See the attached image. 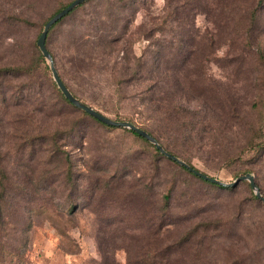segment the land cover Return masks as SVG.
Returning <instances> with one entry per match:
<instances>
[{
    "label": "rangeland",
    "instance_id": "1",
    "mask_svg": "<svg viewBox=\"0 0 264 264\" xmlns=\"http://www.w3.org/2000/svg\"><path fill=\"white\" fill-rule=\"evenodd\" d=\"M71 1L0 0V68L32 62L45 23ZM176 5L175 0H90L55 27L48 45L82 102L109 118H132L145 127L136 99L150 82L147 73H138V59L145 56L151 69L152 52L172 51L171 67H179L173 53L195 51L196 67H188L190 77L177 100L203 105L210 122L205 140L183 144L181 156L225 183L248 172L264 192V13L252 46L243 47L206 14L191 23L189 7L179 8L176 18L170 12ZM114 36H123L125 44L107 40ZM208 45L214 49L209 60ZM44 69L35 78L8 71L0 79V193H6L0 264H129L123 248L104 261L98 231H118L130 219L136 229L128 235L144 248L148 237L136 223L138 212L143 205L160 208L169 191L172 225L157 242L171 245L168 264H264V251L254 250L255 236H249L255 234L252 223L263 228L264 208L246 184L234 191L207 185L125 130L82 116L61 101L52 72ZM204 80L209 94L203 98ZM211 91L223 97V110H212ZM54 134L57 144L51 149L45 141ZM33 136H39L34 148ZM254 137L262 148L245 150ZM61 152L74 163L72 183L64 178ZM99 178L113 180L115 187L106 182L93 187ZM141 189L147 203L139 197Z\"/></svg>",
    "mask_w": 264,
    "mask_h": 264
},
{
    "label": "trees",
    "instance_id": "2",
    "mask_svg": "<svg viewBox=\"0 0 264 264\" xmlns=\"http://www.w3.org/2000/svg\"><path fill=\"white\" fill-rule=\"evenodd\" d=\"M74 0L68 2L66 5L60 7L50 18L49 20L70 5ZM90 1V0H89ZM87 1V2H89ZM86 2V3H87ZM169 2V1H168ZM176 7L170 11L175 14L176 18L179 17L180 13H177V9L182 8L187 10L189 7V15L191 16V23L192 18H196L200 13L206 14L207 17L213 20V23L217 25V30L222 32H226L230 38H235L236 41H239L243 47H251L252 46V38L253 34L256 30L259 29L258 24L261 21L260 16L264 13V0H175ZM86 3L80 5L77 9L81 8ZM184 3V4H183ZM77 9L71 12L69 15L64 17L58 23H56L48 33L46 45L48 51L51 53L56 69L63 80L66 87L69 91L79 100L81 101L77 95L71 90L65 79L63 78L59 67L57 66L55 55L53 51L48 45V40L50 37L51 32L60 25L67 17L73 14ZM19 18L18 16H15ZM21 19V18H19ZM48 20V21H49ZM47 21V22H48ZM46 22V23H47ZM176 22V20H174ZM45 23V25H46ZM222 24V25H221ZM45 27V26H44ZM193 28V27H192ZM116 30V29H114ZM42 33V32H41ZM40 33V35H41ZM40 37V36H39ZM196 38V37H195ZM39 39V38H38ZM113 44H125V39L123 36H114L107 38ZM38 42V41H37ZM195 46V45H192ZM260 46V44H258ZM174 47V46H173ZM208 53L206 58L209 60V56L214 53V49L210 45H208ZM36 49V57L32 62L14 67L12 69H1L0 68V79L3 78L8 71L14 72L18 74L19 77L24 78H35L42 73V65H44V72L49 74L52 72L51 68L47 65L46 59L42 52L40 51L38 45H35ZM167 50L168 47H166ZM152 59L154 60L153 65L154 67L149 69L147 67V61L145 56H142L139 60V68L141 69L138 73L148 74V81L150 82L145 89H143L139 95H137L136 99V107L138 108V112L142 117L141 119L145 121L144 125L148 124L146 127L138 125L134 119L128 118V120H122L120 118L113 119L119 122H130L132 124L137 125L141 129L148 132L151 136H153L160 145L170 154L180 158L181 160L185 161L190 166L194 167L188 158L181 156L183 155L182 149L180 146L183 144H188L191 142H202L207 137V130L208 124L210 122L209 115H206V109H204L203 105L201 107H190L189 105H183L181 101L177 100V95L180 92L184 91V88L187 84L188 78L190 77V71L188 67H196V60H195V51H186L182 52L181 50L178 51V54H174L179 63V67H171V63L173 61L172 51L169 52H161L160 50L152 52ZM168 56V57H167ZM175 58V59H176ZM89 59V58H88ZM137 60V58H136ZM163 61V67L161 66ZM204 60V62L208 63L210 61ZM142 61V63H141ZM149 63V62H148ZM177 72V73H176ZM53 76V75H52ZM182 76L184 79H182ZM205 79V78H203ZM205 85H202V90H205L201 93V96L204 98L207 94H209V87L207 86V80H204ZM53 86L57 90L61 101L67 104L69 107L78 111L82 116L87 117L94 121L97 124L106 127L107 129L114 130V129H122L125 132L133 135L135 138L139 139L142 143L147 145L148 147L152 148L157 157L166 158L172 164L178 166L181 170H183L188 175L192 176L193 178L210 185L212 187L221 189V190H228L234 191L236 190L240 184H246L249 192L254 201L258 202L263 208L264 203L257 198V196L253 193L251 185L249 182L244 181L241 182L236 187H223L216 184H212L210 182L204 181L200 177H197L195 174L189 172L185 167L180 166L178 163L170 160L165 155H163L155 145H153L147 139L141 137L136 132L108 126L99 120L95 119L94 117L90 116L85 111L77 108L74 106L60 91L56 82L53 81ZM176 89V90H175ZM211 94L207 96L210 97L213 101L211 104L212 110H223V97L219 93L210 92ZM82 102V101H81ZM88 105L85 102H82ZM90 106V105H88ZM91 107V106H90ZM93 108V107H92ZM209 110L211 108L207 106ZM94 109V108H93ZM96 110V109H95ZM98 111V110H96ZM101 113L100 111H98ZM209 113V112H208ZM102 114V113H101ZM104 115V114H103ZM105 116V115H104ZM107 117V116H106ZM109 118V117H108ZM112 119V118H111ZM257 133H255L256 135ZM43 136V135H42ZM33 148L36 147V142L39 141V136H33ZM258 137H254L249 139L245 150H256L258 151L259 148H262V145H259L257 142ZM48 144L49 148H53L57 144L56 134L48 137L45 141ZM50 144L52 146H50ZM258 149H255L257 148ZM64 151V150H63ZM61 155L64 159V167H63V175L64 178L68 179L70 183L74 180V163L69 157L68 154L65 152H61ZM158 168V166H156ZM195 168V167H194ZM196 169V168H195ZM198 170V169H197ZM250 174L245 173L243 175ZM239 177V176H238ZM237 177V178H238ZM256 184L258 185L260 191L263 192V188L260 185L259 181L255 178ZM99 181V183H98ZM108 186L110 189L115 187V182L113 180H105L103 181L102 178L95 181L93 187L100 185L102 186L103 183ZM4 185H2V188ZM96 188V187H95ZM146 188V186H144ZM140 199L147 203L146 191L141 189L140 191ZM6 196V193H0V212L2 210V199ZM171 200L172 194L171 192L165 193L161 198V205L158 207H151L150 205H143L141 210L138 212L140 218L136 219V223L140 226L141 230L147 233L148 241L144 248L136 247V243H134L136 238L130 237L128 234H132L135 232L136 227H132L130 221V225L128 222H123L120 226V230L118 231H110L106 228H102L98 231L97 236V244L100 248L102 257L104 261H109L114 256V252L118 249H125L128 253V262L129 264H168L169 258L166 257L167 254L171 252V245L166 244H157V242H162L163 240V232L164 230L168 229L172 225V221L170 220L169 213L171 210ZM131 212L128 210V213ZM167 213V214H166ZM0 225H2V219L0 220ZM199 227H202V231L206 229V225L200 222L198 223ZM251 227L255 234H249L250 238L255 236V239H251L252 246H254V250L261 247L264 251V226L259 227V225L252 223ZM146 238V236H145ZM263 241V244H262ZM160 242V243H161Z\"/></svg>",
    "mask_w": 264,
    "mask_h": 264
},
{
    "label": "water",
    "instance_id": "3",
    "mask_svg": "<svg viewBox=\"0 0 264 264\" xmlns=\"http://www.w3.org/2000/svg\"><path fill=\"white\" fill-rule=\"evenodd\" d=\"M89 0H74L70 5H68L66 8H64L62 11H60L58 14H56L54 17H52L45 25L39 39L37 42V45L40 49V51L42 52V54L44 55L45 59L49 62L50 64V68L52 71V75H53V79L56 82L58 88L60 89V91L63 93V95L77 108L85 111L86 113H88L90 116L94 117L95 119L99 120L100 122L108 125V126H113V127H118V128H123V129H128L131 131L136 132L138 135H140L141 137L147 139L148 141H150L153 145L156 146V148L163 154L165 155L167 158H169L170 160L178 163L180 166L185 167L189 172L195 174L197 177H200L201 179H203L204 181L210 182L212 184H216L219 186H223V187H236L238 186L241 182L247 181L250 183L251 188L254 192V194L257 196L258 199H260L263 203H264V196L262 194V192L260 191L258 185L256 184V180L254 175L252 174H246V175H242L240 177H238L234 182L232 183H225L217 178L211 177L197 169H195L194 167L190 166L189 164H187L185 161L181 160L180 158L168 153L163 147L162 145H160L158 143V141L151 136L148 132H146L145 130L141 129L140 127H138L135 124H132L130 122H119V121H115L111 118H108L106 116H104L103 114L99 113L98 111H96L95 109H93L92 107L82 103L81 101H79L70 91L69 89L66 87V85L64 84L63 80L61 79L58 70L56 69L55 63H54V59L51 55V53L48 51L47 45H46V40H47V36L49 31L51 30V28L58 23L60 20H62L64 17H66L67 15H69L71 12H73L75 9H77L80 5L86 3Z\"/></svg>",
    "mask_w": 264,
    "mask_h": 264
}]
</instances>
